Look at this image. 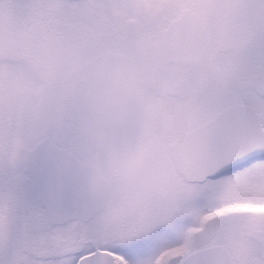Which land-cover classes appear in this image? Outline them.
Wrapping results in <instances>:
<instances>
[{"label":"snow or ice","instance_id":"6c2138e0","mask_svg":"<svg viewBox=\"0 0 264 264\" xmlns=\"http://www.w3.org/2000/svg\"><path fill=\"white\" fill-rule=\"evenodd\" d=\"M0 264H264V0H0Z\"/></svg>","mask_w":264,"mask_h":264}]
</instances>
